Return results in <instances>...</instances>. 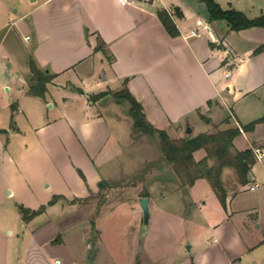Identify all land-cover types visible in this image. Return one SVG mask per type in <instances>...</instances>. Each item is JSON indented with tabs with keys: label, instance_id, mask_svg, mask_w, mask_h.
<instances>
[{
	"label": "crops",
	"instance_id": "0c3cea01",
	"mask_svg": "<svg viewBox=\"0 0 264 264\" xmlns=\"http://www.w3.org/2000/svg\"><path fill=\"white\" fill-rule=\"evenodd\" d=\"M215 2L249 19L264 15V0ZM159 10L170 13L178 37L167 33ZM193 31L200 36H191ZM18 39L30 48L19 50ZM100 41L104 50L96 51ZM261 46L264 28L232 31L224 21H211L201 0H0V164L12 167L22 184L7 191L0 170V264H264V160L252 167L246 186L230 184L227 178L233 174L234 180V171L224 170L226 209L212 188L206 200L194 196L206 181L199 180L189 188V210H182L179 199L162 198L154 208L156 228L148 227L140 239L137 225L143 217L140 207L131 208L135 243L159 233L162 223L173 227L172 238L181 234L180 227H188L191 239L179 236L177 248L150 263L144 259L149 253H139L136 245L133 254L105 239L100 229L105 211L96 224L69 219L77 208L70 201L89 200L102 182L132 169L131 161H124L132 119L111 94L95 103L90 96L126 85L148 121L170 136L184 137L180 133L188 126L194 137L240 128L264 116V50L256 52ZM31 57L54 76L44 98L28 95ZM23 105L36 109L25 115ZM261 145L264 124L234 140L237 151ZM37 154L53 163L54 182L40 185L26 179L24 171L31 170L27 159ZM162 182L158 178L157 187ZM253 185L258 188L250 191ZM55 196L62 200L47 206ZM7 197L14 200L12 208L30 202L28 209H47L27 223L21 214L9 219L7 212L13 209L6 205ZM25 199L29 202L19 203ZM63 201L71 205L65 207ZM115 209L106 211L108 218Z\"/></svg>",
	"mask_w": 264,
	"mask_h": 264
},
{
	"label": "rangeland",
	"instance_id": "374dc122",
	"mask_svg": "<svg viewBox=\"0 0 264 264\" xmlns=\"http://www.w3.org/2000/svg\"><path fill=\"white\" fill-rule=\"evenodd\" d=\"M19 50L22 52L27 51L31 44H26L23 39H18L16 41L15 45ZM5 92L6 89H5ZM2 97H8L7 94L1 91ZM15 106V105H14ZM33 108L36 109V107H32L29 105H23V110L25 111V115L30 114V112L33 111ZM122 108V109H121ZM120 110L123 114L128 115V106L126 104L121 107ZM11 109V108H10ZM46 109H49V106H46ZM46 110V111H47ZM12 114L16 115V110L12 109L10 110ZM48 112V111H47ZM50 112V111H49ZM191 127H186L184 131L180 133V135L184 136L185 138H192L194 135L192 133H187V129ZM263 131V130H262ZM172 132V131H171ZM169 134V133H168ZM171 137L175 138V136L171 135ZM21 144V142H20ZM27 144V142H26ZM34 145H30V149ZM124 161L128 162V160L131 161L132 169L131 171L126 174L122 175L121 178L112 180L108 183V187L99 192L96 195H93L89 200L83 201H77L72 200L70 203H74L73 205H76L77 208L73 210L74 212L69 213V219L71 220H78V221H84L86 225H91L92 223L97 222L99 216L105 211V213L100 218V229L105 230L106 240H110V243L112 247L115 246H124V250L126 252H129L130 250H135V245L138 249L139 253H149V257H145L144 259L147 260L146 262H152V260L160 259L162 256H165L169 253L168 249H173L176 247L177 243L176 241L181 237L182 240H186V238H189L190 233H187L186 228L184 226L180 227L181 234L177 237H173L170 235L173 227H168L161 224L162 228L161 231L157 234H151L142 244L139 243V240H137V243H135L134 235L135 232L133 229V226L135 224V218L136 215L133 214L132 209H138L140 207V199L143 198L145 195H147L151 199V206L153 209L152 214V223L148 225V227H155V218H156V211L155 206L159 205V202L164 197H174L176 199H179V202L181 204L182 210L184 211L189 210L190 207V195L189 188L183 187L179 183L175 173L172 170V167L169 166L162 158V154L159 149V143L158 139L151 138L146 135H142L139 133H135L133 131L132 134V142L131 145L126 148L124 151ZM27 162L31 165V170H25L26 179L28 181H35L37 184H42L45 182H54L56 180L55 174L53 172L52 166L53 163L46 158V156L42 154H37L35 156H30ZM31 161V162H30ZM73 163L72 161H70ZM2 168L0 170H3L1 172L3 177V182L7 187V191L10 190V188H16L17 184L22 185L20 181L15 179L14 177V171L12 170V167L5 166L3 164H0ZM4 166V168H3ZM26 165H23V168L25 169ZM257 169H260V165L257 166ZM163 169V170H162ZM77 173L83 177L82 172L76 168ZM233 172V170H232ZM235 174V173H234ZM232 175H228L227 181H229L230 184H232V181H237L238 178L235 174L234 180H232ZM165 179V182H162L163 186L157 187L159 184L157 183V179ZM239 183V182H238ZM227 184V183H226ZM229 187V184H227ZM211 192V187L209 184H207L206 181H202L196 190H194V193L197 198H204L206 200V196H208ZM8 195L7 193H5ZM249 195V194H244ZM28 198V197H27ZM7 203L6 205L12 210L13 212H7V216L10 219L11 216L14 217L15 214L19 215L20 211L19 208L15 207L12 208V205L15 206L14 200L12 197H7ZM25 203L29 202V199H25L23 201H19V203ZM12 203V205L10 204ZM30 203V202H29ZM26 203L25 206L29 207L32 206L31 204ZM65 207L70 206L71 204L69 201H63L62 202ZM23 206V205H19ZM18 206V207H19ZM25 207V208H26ZM116 208V209H115ZM132 208V209H131ZM109 209H115L117 210L114 212L109 218L108 213H106ZM56 212V211H55ZM15 213V214H13ZM54 213V212H53ZM57 214V213H56ZM55 214V215H56ZM140 217H143L142 211L140 209L139 214ZM185 216V215H184ZM51 218H55L53 214L50 216ZM154 219V220H153ZM165 222V221H164ZM109 223V224H108ZM183 223V221H182ZM178 224V223H177ZM175 224L174 229L178 228V225ZM136 226V225H135ZM139 231L140 233V239L141 236L147 234L146 227L143 224V218L140 220L139 225ZM184 228V229H182ZM116 230L118 232L112 233L110 230ZM121 229H123V235L121 234ZM109 231V232H108ZM139 238V237H138ZM169 238V239H168ZM191 239V237H190ZM141 244V245H140ZM187 247H191L190 243L189 245H186ZM185 247V251L187 255H189L188 248ZM114 248V247H113ZM177 248V247H176ZM159 254V256H156ZM141 255V254H140ZM190 256V255H189ZM142 257V256H141ZM140 259L142 260L143 258Z\"/></svg>",
	"mask_w": 264,
	"mask_h": 264
},
{
	"label": "trees",
	"instance_id": "16d2710c",
	"mask_svg": "<svg viewBox=\"0 0 264 264\" xmlns=\"http://www.w3.org/2000/svg\"><path fill=\"white\" fill-rule=\"evenodd\" d=\"M201 2L205 5L211 21H224L232 31L240 32L255 27L264 28V15L256 19H249L244 13L234 9H222L215 0H201ZM157 16L171 37L176 38L180 35L170 13L166 10H159ZM103 46L104 44L100 41L95 50H104ZM262 50H264V46H261L256 52ZM29 66L32 78L29 82L28 95L44 98L47 86L52 82L54 76L42 71L32 57ZM109 94L118 104L128 106V116L133 121L135 133L158 139L162 158L172 167L181 186L192 188L197 181L206 180L222 207L226 209L228 193L222 179L224 170H233L241 186H246L249 183V174L257 160L252 149L237 151L234 147V140L242 133L254 132L257 125L264 124V116L248 125H242L240 128L216 130L213 133H203L192 138H173L167 131L156 128L148 121L143 106L132 96L126 85L118 92L92 95L89 100L95 103ZM11 129L15 130L14 123H12ZM107 187L108 183L102 182L99 192ZM147 197V195L144 196V198ZM59 200H62V197L55 196L47 206H53ZM47 206H42L36 211L24 206L18 208L22 220L27 223L43 214Z\"/></svg>",
	"mask_w": 264,
	"mask_h": 264
},
{
	"label": "built area",
	"instance_id": "2783aa9c",
	"mask_svg": "<svg viewBox=\"0 0 264 264\" xmlns=\"http://www.w3.org/2000/svg\"><path fill=\"white\" fill-rule=\"evenodd\" d=\"M121 3H124L125 2V0H119ZM191 36H200V33L199 32H197V31H193L192 33H191ZM29 40V37H27V38H25V41L27 42ZM230 72H228L227 73V77H229L230 76ZM253 153H254V156H255V158H256V160H257V162H261V161H263L264 160V145H261V146H258V147H254L253 149ZM258 188V186L257 185H253V186H251L250 188H249V190L250 191H255L256 189ZM59 263V262H58Z\"/></svg>",
	"mask_w": 264,
	"mask_h": 264
},
{
	"label": "water",
	"instance_id": "95a60500",
	"mask_svg": "<svg viewBox=\"0 0 264 264\" xmlns=\"http://www.w3.org/2000/svg\"><path fill=\"white\" fill-rule=\"evenodd\" d=\"M191 132H192L191 128H188L187 133H191ZM140 209L143 215V224L146 227L145 229L147 230L148 225L150 223V202L148 198L140 199Z\"/></svg>",
	"mask_w": 264,
	"mask_h": 264
}]
</instances>
